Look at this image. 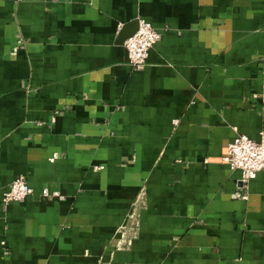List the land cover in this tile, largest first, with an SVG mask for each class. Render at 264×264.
Masks as SVG:
<instances>
[{"label": "crops", "instance_id": "1", "mask_svg": "<svg viewBox=\"0 0 264 264\" xmlns=\"http://www.w3.org/2000/svg\"><path fill=\"white\" fill-rule=\"evenodd\" d=\"M138 19L160 38L135 70ZM235 130L264 131V0H0V264H264Z\"/></svg>", "mask_w": 264, "mask_h": 264}, {"label": "built area", "instance_id": "2", "mask_svg": "<svg viewBox=\"0 0 264 264\" xmlns=\"http://www.w3.org/2000/svg\"><path fill=\"white\" fill-rule=\"evenodd\" d=\"M160 34L144 19L137 20L136 31L123 42V47L127 54V59L132 69H140L146 64L149 51L159 40ZM177 121H174L176 124ZM236 131V130H235ZM235 136L226 147L225 155L221 158V162L226 164L230 170L240 171V182L242 188H245L248 182L255 178L258 172L264 171V131L259 133L258 140H252L244 134L235 132ZM57 154H53L49 159L54 162ZM103 167H95V171L101 170ZM33 194V190L28 186L23 176L16 177L9 185L8 190L3 194L2 204L7 206L12 202H22ZM237 198L245 199L244 194H235ZM43 198L62 197L58 192L51 191L45 187L41 190ZM134 214H130L128 219H133ZM137 222H135V226ZM127 226L119 227L116 239V248L128 247L132 243V237L129 238Z\"/></svg>", "mask_w": 264, "mask_h": 264}, {"label": "water", "instance_id": "3", "mask_svg": "<svg viewBox=\"0 0 264 264\" xmlns=\"http://www.w3.org/2000/svg\"><path fill=\"white\" fill-rule=\"evenodd\" d=\"M137 29V21L130 23L128 25H126L123 29H122V33H121V38L127 39L128 37H130Z\"/></svg>", "mask_w": 264, "mask_h": 264}]
</instances>
